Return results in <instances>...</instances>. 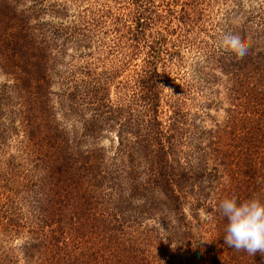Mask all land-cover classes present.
Here are the masks:
<instances>
[{
  "label": "trees",
  "instance_id": "trees-1",
  "mask_svg": "<svg viewBox=\"0 0 264 264\" xmlns=\"http://www.w3.org/2000/svg\"><path fill=\"white\" fill-rule=\"evenodd\" d=\"M63 1L0 0V154L24 133L0 159V238L22 236L0 264H264L261 253L224 244L218 207L232 195L264 200V16L252 28L232 14L221 40L200 44L216 71L207 81L229 84L226 120L212 130L195 124L203 105L184 109L162 78L173 64L163 54L170 23L186 26L194 0L179 10L180 0H167L163 12L155 0H130L123 59L143 57L130 81L117 82L131 90L117 99L110 86L123 63L54 67L70 47L89 49L105 16L86 10L83 24H62ZM224 32L247 55L225 46ZM54 108L77 124L71 134Z\"/></svg>",
  "mask_w": 264,
  "mask_h": 264
},
{
  "label": "rangeland",
  "instance_id": "rangeland-1",
  "mask_svg": "<svg viewBox=\"0 0 264 264\" xmlns=\"http://www.w3.org/2000/svg\"><path fill=\"white\" fill-rule=\"evenodd\" d=\"M166 1L155 0L154 3L163 12L168 7ZM194 1L190 2V5L193 6H186L187 10L192 12L190 14L192 20L186 26L183 23L177 24L173 20L169 29L174 28L176 31L172 34L166 33V38L169 41L167 46L169 52L163 54L167 62L173 61V64H170L171 66L166 64L165 69L168 74L167 76L162 75L166 85L172 86L170 89L165 88L164 92L175 93L174 96L180 99L182 107L190 109L192 112L198 110L199 105L202 104L203 108L199 111V113H202L199 119L195 120V124L198 127L212 128L213 130L226 120L227 108L230 107L229 84L225 81L226 77L216 82L207 81V77L212 78V74L216 75V71H211L210 66H206L203 62L205 56L200 44L221 40L222 38L219 36L233 22L234 25H239L244 21H248L250 27H259L258 22L264 16L262 15L264 13V0H196V3L193 4ZM185 2V0H180L177 9H181ZM30 3V0H28V4ZM63 3L69 8V12L68 16L61 20L62 24H69L70 22L83 24L80 22H82L81 18L88 14L86 10L105 16L101 18L100 27L96 28L97 33L92 38L91 47L84 50L70 47L64 56H60L61 65L55 63L54 67L62 73H67L76 66L84 64L86 60L93 62L97 71H100L102 67L110 68L123 63L120 69L119 67L116 68L119 69V72L115 76V84L110 86V96L113 99L127 97L131 93L130 88H120L121 86L117 82L130 81L134 72L140 68L143 57L142 51L140 55L132 56L131 60L127 57L123 59V55L126 54L124 52V46H126L124 42L126 40L121 41L120 35L125 32L122 29V23H125L126 19L124 18L127 17L125 14H127L130 6V0H65ZM189 6L190 9H188ZM232 14L234 15V21L230 22L232 21ZM89 15L91 16V13ZM117 17H120L119 20H116ZM46 19L59 22L57 19L52 20L50 16ZM224 33L226 34V32ZM80 52L84 54L80 55ZM0 80H2L1 75ZM51 89H57V85L55 84ZM208 104H210L209 107ZM54 112H56V121H58L60 127L62 126L65 134H71L72 125L77 126V124H73L70 120H64L60 109L55 110L54 108ZM23 136L22 131L10 136L2 150L5 154L4 156L0 154V159L11 156L18 145V141ZM110 137L114 138V133L110 134ZM114 141L116 140L114 139ZM102 144L105 146L110 145L107 137L104 138ZM112 152L113 149L109 151L110 154ZM0 198H2V194H0ZM21 240L22 236L12 239V242L7 239L4 242L1 240L0 255L6 254L5 248L9 247L7 243H11L12 246L14 244L18 245ZM12 253L15 254V251Z\"/></svg>",
  "mask_w": 264,
  "mask_h": 264
},
{
  "label": "clouds",
  "instance_id": "clouds-1",
  "mask_svg": "<svg viewBox=\"0 0 264 264\" xmlns=\"http://www.w3.org/2000/svg\"><path fill=\"white\" fill-rule=\"evenodd\" d=\"M223 43L239 58L247 55L248 47L238 35L226 34ZM218 207L227 220L224 244L251 256L257 252L264 255V200L251 198L241 201L232 195L221 200ZM204 218L212 219L211 216Z\"/></svg>",
  "mask_w": 264,
  "mask_h": 264
}]
</instances>
